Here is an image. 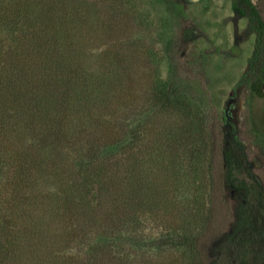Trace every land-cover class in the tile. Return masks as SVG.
<instances>
[{
  "label": "rangeland",
  "instance_id": "rangeland-1",
  "mask_svg": "<svg viewBox=\"0 0 264 264\" xmlns=\"http://www.w3.org/2000/svg\"><path fill=\"white\" fill-rule=\"evenodd\" d=\"M253 2L263 9L260 0ZM63 6L83 19L72 26H78L71 35L75 57L56 69V63H45L37 72L40 80L49 76L52 94L82 84L85 94L90 91L88 104L97 98L89 104L96 134L81 141L112 150L96 156L106 161V170L113 167L124 178L123 161L129 155L125 162L131 163L134 153L137 159L129 190L124 184L116 200L102 197L97 224L89 211L73 227L80 224L84 235L72 236L69 221L61 226L65 239L54 256L59 264H203V253L235 220L239 196L223 181L222 148L230 125L259 182L243 171L236 175L249 183L252 200L264 191V97L253 95L249 82L240 83L255 45L249 18L233 0H64ZM183 26L193 29L195 39L182 49ZM9 45L11 38L0 33L3 56ZM168 85L175 101L167 106L159 92ZM14 114L3 109L0 122V237L15 203L17 151L28 145L12 139L8 128L25 124L24 116L18 121ZM137 128H146L144 140L138 135L137 146L124 144ZM92 154L69 156L67 177L81 182L91 174L90 164L81 166Z\"/></svg>",
  "mask_w": 264,
  "mask_h": 264
},
{
  "label": "trees",
  "instance_id": "trees-1",
  "mask_svg": "<svg viewBox=\"0 0 264 264\" xmlns=\"http://www.w3.org/2000/svg\"><path fill=\"white\" fill-rule=\"evenodd\" d=\"M233 1L249 18V30L255 34L254 51L240 83L249 82L252 94L264 97V0H260L262 10L253 0ZM63 2L0 0V33L8 34L12 40V45L7 47L9 54L3 56L2 49L6 46L0 49V122L3 120V109L15 113L14 118L18 121L24 116L25 124L16 127L17 123H13L8 129L13 140L28 144L26 149L17 151V169L12 175L15 203L2 226L0 264H59L60 260L54 253L59 251L65 239L61 226L69 221L72 236L84 235L80 224L73 228L80 214L85 216L93 211L95 216L102 197L107 195L116 200L123 191L121 189L126 187L129 190L131 179H135V153L131 163L125 162L129 155L123 161L127 175L122 178L117 169L112 167L111 171L106 170V161L101 162L96 157L111 152L110 148L106 149L104 143H92L91 139L81 141L86 134H96L90 126L96 112L89 104L91 101L92 105L95 104L97 98L88 104L85 95L88 96L90 91L85 94L84 87H80L82 84L52 94L51 80L47 79L49 76L42 75L43 80H40L37 73L40 68L44 70L45 63L50 66L56 63V69L60 67L57 64L63 65L75 57L71 35L75 34L73 30L78 26H72L80 24L83 19H80L82 16L76 19L69 12L72 15L70 19L68 7L63 6ZM27 33L30 38L25 39ZM194 39L193 29L183 26L179 36L180 47L187 48ZM30 65L35 67L34 71L29 69ZM159 95L162 97L161 103L167 106L175 101L170 85L161 88ZM80 106L83 116L79 122H75L74 115ZM34 118L39 119L37 126L34 125ZM145 129H131L132 133L124 144L137 146L133 140L138 135L140 141L144 140ZM117 144L114 141L110 146L115 150ZM34 149L35 153L32 152ZM80 153H83L84 159H87L86 154L93 153L88 162L82 163L84 170L90 164L92 172L86 174L81 182L74 181L73 177L68 178L66 173L69 169L64 167L69 156L78 158ZM222 159L225 186L239 196L235 220L230 231L215 238L211 251L203 250L202 263L251 264L253 261L264 264V191L257 201L252 200L249 183L236 175L237 171H243L248 178L259 182L251 171L248 156L234 125L225 129ZM128 197L131 198V195ZM98 218L95 216L96 224ZM56 236L64 237L58 239Z\"/></svg>",
  "mask_w": 264,
  "mask_h": 264
}]
</instances>
